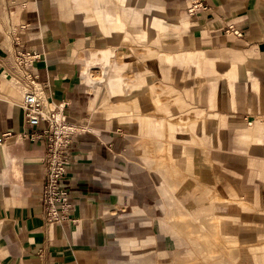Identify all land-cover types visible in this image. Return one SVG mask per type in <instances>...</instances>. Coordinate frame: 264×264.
<instances>
[{
  "label": "crops",
  "instance_id": "0c3cea01",
  "mask_svg": "<svg viewBox=\"0 0 264 264\" xmlns=\"http://www.w3.org/2000/svg\"><path fill=\"white\" fill-rule=\"evenodd\" d=\"M202 2L0 0V264H264V0ZM20 50L41 56L19 65ZM30 89L83 129L60 223L19 105ZM166 182L208 221L185 229L199 255L166 219Z\"/></svg>",
  "mask_w": 264,
  "mask_h": 264
},
{
  "label": "built area",
  "instance_id": "2783aa9c",
  "mask_svg": "<svg viewBox=\"0 0 264 264\" xmlns=\"http://www.w3.org/2000/svg\"><path fill=\"white\" fill-rule=\"evenodd\" d=\"M189 12L202 8V0H189ZM236 35L240 32L233 30ZM37 51H17L15 60L19 65L31 66L40 58ZM38 75H27L28 83L34 85ZM27 123L34 130L29 131L31 139L46 141V162L48 164L46 181L41 197L46 219L51 223H60L70 218L72 197L63 184L68 166L67 153L74 137L82 128L71 123L64 112L65 105L52 101L50 96L39 89H30L23 93L19 103Z\"/></svg>",
  "mask_w": 264,
  "mask_h": 264
},
{
  "label": "rangeland",
  "instance_id": "374dc122",
  "mask_svg": "<svg viewBox=\"0 0 264 264\" xmlns=\"http://www.w3.org/2000/svg\"><path fill=\"white\" fill-rule=\"evenodd\" d=\"M144 26L147 27L149 25L145 24ZM138 51H142L141 47L139 48ZM119 57H121V56L119 55ZM119 57H118V62H122L123 60L121 58H119ZM95 77H96V75H95ZM150 156L154 157L155 154L154 153H150ZM154 158H156V157H154ZM167 174H169V173H167ZM171 176H172V174H170V177ZM184 176L188 177V175H185L184 173H181V177L180 178H184ZM187 177H186V179H187ZM166 185L168 187V191H170V192H168V191L166 192V197H169V198H166L167 206L165 207V210H166V213L167 212L169 213V215H166V219H168L171 223H173V224H175L176 226L179 227V229H180L179 233L181 234V237H182L183 240L196 241L195 245H196L197 253H195V254L199 255L198 254V249L200 247H203L202 241L199 240V238H196L195 237L196 235L194 236L193 234L192 235L188 234L187 231H185V229H190L191 230L192 227H196L198 230L199 229L201 230V226L199 225V221L200 220L204 221L206 224L208 223V221H206L204 219H195V218H193L189 214L188 209H187V204H188L189 200H187V198H183V196H182L181 199L177 198V196L180 195V193H178L179 192L178 189H180L181 191H184L183 189H184L185 185L184 186L181 185V187H179L177 185H176V187H172L170 185V187H169V184L167 182H166ZM187 194L188 193H185L184 197H187ZM181 195H183V194H181ZM180 214L184 215L185 217L181 218ZM196 220H198V222ZM200 232L203 233L204 231L201 230ZM214 254H217V253H214ZM235 254L236 253H234V255ZM207 259H209L208 260L209 264H212V262L219 263V262H215L217 259H218L217 261H221V259H225L223 261H227V260L233 261L232 260L233 259L232 255L228 256L227 254H217V255H215L213 257H208ZM200 260L201 259H199L197 263L200 262V264H201L202 262ZM205 262H207V260Z\"/></svg>",
  "mask_w": 264,
  "mask_h": 264
}]
</instances>
